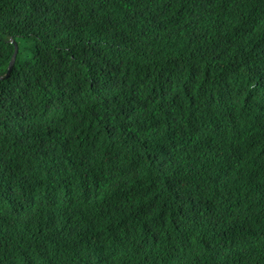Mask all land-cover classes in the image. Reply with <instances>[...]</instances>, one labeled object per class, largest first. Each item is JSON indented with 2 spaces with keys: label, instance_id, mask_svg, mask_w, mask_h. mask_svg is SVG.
<instances>
[{
  "label": "trees",
  "instance_id": "trees-1",
  "mask_svg": "<svg viewBox=\"0 0 264 264\" xmlns=\"http://www.w3.org/2000/svg\"><path fill=\"white\" fill-rule=\"evenodd\" d=\"M123 7L135 15L142 40L119 56L121 79H134L154 105L163 98L170 107H153L160 127L145 119L149 131L137 142V125L126 129L102 118L93 103L95 82L83 69L64 80L54 75L51 84L32 82V90L24 85L28 95L9 105L16 123L0 130L2 166L21 192L0 221V264H144V252L149 264H163L173 249L169 264H264V106L241 59L245 48H264V0H216L207 10L199 0H141ZM28 14L29 0H0L5 36L12 33L0 43V75L15 53L10 39L19 47L8 81L30 55L21 19ZM249 85L256 90L251 100ZM49 119L55 153L46 154L27 121ZM161 165L191 181L202 208L216 206L212 223L184 221L168 181L156 179ZM107 168L115 173L92 189L91 175Z\"/></svg>",
  "mask_w": 264,
  "mask_h": 264
},
{
  "label": "snow or ice",
  "instance_id": "snow-or-ice-1",
  "mask_svg": "<svg viewBox=\"0 0 264 264\" xmlns=\"http://www.w3.org/2000/svg\"><path fill=\"white\" fill-rule=\"evenodd\" d=\"M139 2L141 0H119L118 4L114 3V0H29V14L21 19L23 30L27 33L22 39L30 41V55L18 62L17 75L13 80L8 81L0 75V130L10 129L16 123L10 115L12 109L9 105L18 104V98H22L21 93L23 96L28 95L24 85L28 86V90H32V82L39 83L40 80L46 79L47 83L51 84L52 76L59 75L60 79L64 80L66 76H70L71 70L79 72L81 69L95 82L92 89L96 93L93 103L103 111V119L118 121L126 129L137 125V128H132L136 133L133 139L137 142H140V134L149 131L143 127L145 119H150L151 127L158 129L161 121L154 114L153 107L158 105L161 112H167L170 106L165 104L163 98L154 105V98L145 96L134 87V79L129 83L127 77L121 79L123 74L119 72V65L124 63L119 56L131 51L132 47L142 40L140 32L136 29L135 15L129 14L123 6L131 5L135 8V4ZM215 3L216 0H199L200 6L205 10L215 6ZM5 31L6 24L0 19V36H4L0 43H7V38L12 36L11 32L5 36ZM13 40L15 41L14 37ZM233 55H236L235 51ZM241 59L245 75L251 77L252 84L261 90L260 103L264 106V48L252 49L251 52L245 48ZM240 67V64H236L237 69ZM249 88L250 91L246 95L251 100L255 98L256 90L252 89L251 85ZM82 91L83 89H79L76 95H80ZM87 95L91 97L92 92ZM167 95L165 90L163 97ZM45 115L47 116V113ZM27 122L35 130L34 139L40 141L45 153L49 150L55 153L54 147L49 148L55 139V134L49 126L51 119L47 124ZM115 132L113 127L109 134L115 135ZM3 138L0 135V140ZM132 147L135 150L134 146ZM168 155L171 156V152ZM2 164L3 161L0 160V221L10 214L21 198L19 185L11 178L12 173L5 172ZM161 176L168 181V190L179 203L182 209L180 215L185 222L190 220L193 224L199 223L202 227H207L216 219V206L202 208L198 198L189 188L191 181L186 177L182 178L180 171L173 175L172 172L164 171V166L161 165L156 179ZM26 200L31 203L30 198ZM24 206V203L20 204L21 208ZM175 223L179 229L180 221L176 220ZM191 246L192 241L187 239L185 247ZM140 247L142 250L143 246ZM177 250L173 249L167 256L162 257L163 264H169V258ZM76 255L79 256L80 253L77 252ZM143 259L144 264H149L148 252H144ZM0 260H3L2 255Z\"/></svg>",
  "mask_w": 264,
  "mask_h": 264
},
{
  "label": "clouds",
  "instance_id": "clouds-1",
  "mask_svg": "<svg viewBox=\"0 0 264 264\" xmlns=\"http://www.w3.org/2000/svg\"><path fill=\"white\" fill-rule=\"evenodd\" d=\"M12 40H13V38H11ZM10 39V40H11ZM18 45V44H17ZM18 50H19V47H18ZM15 54V53H14ZM17 56V55H16ZM14 57V56H13ZM13 59V58H12ZM15 61H16V58H15ZM11 62V61H10ZM14 65H15V63H14ZM9 68V67H8ZM13 69H14V67H13ZM8 72V71H7ZM12 73V72H11ZM7 74V73H6ZM3 77H5V75L3 76ZM9 77V76H8ZM5 78H7V77H5ZM227 86H229V85H227ZM240 88H242V87H236V86H232L231 87V89H233L234 91H236V90H239ZM245 163H248V162H245ZM243 167H245V165H243ZM115 172L113 171V169H110V168H107V169H104L103 170V173L102 174H100L99 173V176L98 177H96V176H94L93 174L91 175V177H90V179L91 180H94L95 181V183H96V185H94L93 186V188L92 189H94L95 187H100V186H102L104 183H106L108 180H109V178L110 177H112V175L114 174ZM246 181H247V178L245 179V180H242L241 182H239L238 184H239V187H237L236 186V188H240L242 185H244L245 183H246ZM229 183V182H228Z\"/></svg>",
  "mask_w": 264,
  "mask_h": 264
},
{
  "label": "water",
  "instance_id": "water-1",
  "mask_svg": "<svg viewBox=\"0 0 264 264\" xmlns=\"http://www.w3.org/2000/svg\"><path fill=\"white\" fill-rule=\"evenodd\" d=\"M10 41L15 45V54H14V57H13V59L11 60V62L9 64L8 72L5 75V77H8L11 74V72L13 71V67H14V63H15V58H16V55L18 53V45H17L16 41H14L12 39Z\"/></svg>",
  "mask_w": 264,
  "mask_h": 264
}]
</instances>
